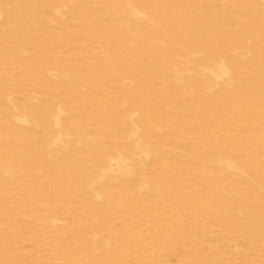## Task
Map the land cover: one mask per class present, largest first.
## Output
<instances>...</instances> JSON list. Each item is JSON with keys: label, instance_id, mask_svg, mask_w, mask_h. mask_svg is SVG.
Returning a JSON list of instances; mask_svg holds the SVG:
<instances>
[{"label": "rangeland", "instance_id": "1", "mask_svg": "<svg viewBox=\"0 0 264 264\" xmlns=\"http://www.w3.org/2000/svg\"><path fill=\"white\" fill-rule=\"evenodd\" d=\"M0 264H264V0H0Z\"/></svg>", "mask_w": 264, "mask_h": 264}, {"label": "bare ground", "instance_id": "2", "mask_svg": "<svg viewBox=\"0 0 264 264\" xmlns=\"http://www.w3.org/2000/svg\"><path fill=\"white\" fill-rule=\"evenodd\" d=\"M118 161V160H117ZM112 164V163H111Z\"/></svg>", "mask_w": 264, "mask_h": 264}]
</instances>
